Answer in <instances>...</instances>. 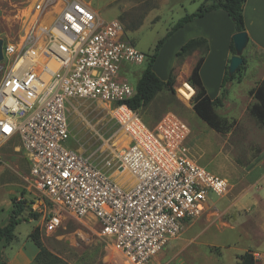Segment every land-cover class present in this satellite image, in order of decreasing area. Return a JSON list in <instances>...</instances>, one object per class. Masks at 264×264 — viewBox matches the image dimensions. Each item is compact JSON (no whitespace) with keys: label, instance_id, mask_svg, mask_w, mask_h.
Returning <instances> with one entry per match:
<instances>
[{"label":"built area","instance_id":"2783aa9c","mask_svg":"<svg viewBox=\"0 0 264 264\" xmlns=\"http://www.w3.org/2000/svg\"><path fill=\"white\" fill-rule=\"evenodd\" d=\"M0 38V161L5 146L24 157L46 232L68 217L93 219L122 264H146L203 213L210 194L229 188L192 156L186 121L166 113L148 125L127 104L136 88L125 67L147 56L119 19H101L83 0H30L17 33ZM187 83L181 97L190 101ZM73 100L104 104L129 138L106 168L62 144L71 138Z\"/></svg>","mask_w":264,"mask_h":264},{"label":"rangeland","instance_id":"374dc122","mask_svg":"<svg viewBox=\"0 0 264 264\" xmlns=\"http://www.w3.org/2000/svg\"><path fill=\"white\" fill-rule=\"evenodd\" d=\"M29 1L0 0V36L17 33L20 15ZM83 1L88 3L101 19H119L126 37L146 54L154 51L157 42L164 38L178 20L171 23V17L177 13L171 3L159 4L154 9L148 4L131 7L132 0ZM155 13L160 17L151 21ZM179 40L180 37H172L162 45L153 66L158 76L164 74L169 66L172 67V89L165 88L158 92L150 103L139 108L138 112L148 125H153L166 113H173L186 121L191 129L190 152L197 162L215 174L230 177L237 186L240 180L244 185L246 169L250 168L254 158L264 148V127L248 112V106L253 99L247 91L258 80H264V52L255 50L246 57L247 64L252 68L251 74L243 79L244 74L239 72V79L230 93V98L225 97L223 105L216 109L220 115L233 121L229 131L219 133L195 114L192 100L182 99L177 91L182 81L187 82L189 70L202 55L201 50H194L196 54L192 51L188 55L174 57V46ZM146 66L147 60L141 64H127L125 76L129 82L135 85ZM68 121L71 138L62 144L71 147L72 140L79 151L91 157L99 166L105 167V162L128 144L129 138L124 130H118L102 103L90 100L71 101L68 105ZM25 174V162L10 147L4 148L0 161V215L7 210V204L14 193H17L16 199L24 197L25 200L22 217L27 220L21 221L15 227L14 243L22 244L26 240L25 251L36 247L39 264H122L115 262L111 252L107 251L105 242L98 236L94 224L86 225L68 217L58 231L46 232L40 218L42 207L38 206L39 200L27 190ZM111 175L119 182H124L127 178L126 174L115 169ZM17 184L20 185L19 188ZM217 197L210 194L209 200H215ZM31 212H37L38 218H28ZM196 222L197 220L186 224L181 233L146 264H238L237 259L230 263L231 258L226 251L220 256L221 247L211 245L213 240H220L217 231L204 233ZM32 227L34 228L31 239L34 242L28 238Z\"/></svg>","mask_w":264,"mask_h":264},{"label":"crops","instance_id":"0c3cea01","mask_svg":"<svg viewBox=\"0 0 264 264\" xmlns=\"http://www.w3.org/2000/svg\"><path fill=\"white\" fill-rule=\"evenodd\" d=\"M203 1L204 0H132L133 3H131V7L139 4H148L156 9L159 4L171 3L172 8L177 9L175 16L171 17V23L173 24L185 14L196 11ZM159 17L160 15L155 13L151 21ZM243 20L245 31L248 35V43L242 52V57L246 59V66L242 69L241 73L244 74L243 79H246L249 77L252 70L247 64L248 61L246 57L255 52V50L264 52V0H245L243 3ZM234 33L235 30L231 18L225 11L219 9L209 11L203 16L192 20L170 36V38L180 37L179 42L174 46L176 47L174 57L181 45L187 40L197 37H202L207 40L208 50L203 55L199 74L207 94L212 99L221 94V81L225 67L228 65L231 55H233L230 51V43ZM193 54H196V51H193ZM171 70L172 67L169 66L167 71L159 77L162 80H166ZM190 70L188 73H190ZM238 74L233 80L227 83V99L230 98V93L235 88V84H237L239 79ZM262 81L264 80H258L253 87ZM249 89L247 91H249ZM6 147L7 146L1 149L2 158L3 150ZM71 147L79 150L73 144L72 140ZM17 155L25 162L28 174L27 162L21 153H17ZM101 167L106 168L104 166ZM246 170L247 172L244 174L246 176L244 177V185H242L240 180L238 181L239 186H237L230 177L228 178L225 176L229 183L227 191L223 195L218 196L215 200H209L206 203L203 213L195 220H197L196 224L198 223L199 225L198 228L204 233L213 230L217 231L220 240H213L214 242L211 245L221 247L220 256L226 251L227 255L231 258L230 263L237 259V255L250 251L252 255L257 258V263L264 264V148L254 158L250 168ZM27 174H25V177ZM235 185L237 186L236 188ZM19 186L20 185L17 184L18 188ZM26 188L29 191L28 185ZM30 193L34 197V194L32 192ZM16 195L17 193L13 194L7 204V210L2 216L0 215L1 226L7 223L9 213L13 208L12 199L15 198ZM19 199H24V197H18L17 200ZM81 223L96 225L93 219L84 220ZM61 227H63V225ZM33 228L34 227H32L28 233V238L30 239V233ZM15 238L16 234L14 229V237L10 242L5 243L0 241V264H37L35 260L37 248L33 247L31 250L28 249L25 251L26 240L22 242V244H16L14 243ZM106 249L109 253L111 252L110 254L113 256L115 262H120L119 256L115 254L114 251L107 247Z\"/></svg>","mask_w":264,"mask_h":264},{"label":"trees","instance_id":"16d2710c","mask_svg":"<svg viewBox=\"0 0 264 264\" xmlns=\"http://www.w3.org/2000/svg\"><path fill=\"white\" fill-rule=\"evenodd\" d=\"M245 0H204L192 13L185 14L179 18L166 33L164 38L160 39L154 51L151 54H146L147 66L142 71L139 79L135 84L136 93L127 101V104L134 110L147 106L153 97L165 88L172 89L174 84V78L172 72H170L166 80H162L153 70V64L156 61L160 47L170 38V36L178 29L191 22L192 20L203 16L205 13L212 10H223L231 18L234 30L236 32L245 31L243 20V3ZM194 50H201L202 55L197 59L190 74L187 78V82L194 88L195 93L192 97V108L195 114L205 122L211 129L219 133H225L230 130L233 125V121H230L225 116L220 115L216 109L223 105V100L226 97L225 85L233 80L236 75L241 72L245 67L246 59L243 57L242 63L239 65L235 73L228 74V65L225 67L224 75L221 81L222 91L219 96L210 98L206 92V89L202 83L199 69L203 61V55L208 50L207 40L202 37L191 38L181 45L176 52L175 57L179 58L190 54ZM230 51L235 53L233 40L231 39ZM172 71V70H171ZM224 87V88H223ZM248 94L252 97L253 102L248 106V112L254 116L264 127V81L258 85L249 89ZM157 122V121H156ZM155 122V123H156ZM154 123V124H155ZM153 124V125H154ZM13 208L9 213L7 223L3 226L0 225V241L5 243L10 242L14 237L15 226L23 221L27 220L23 218V209L25 200L16 198L13 199ZM28 218L37 219L38 213L31 212ZM32 238V232L30 233ZM36 263L39 264L37 256L35 257ZM238 264H259L254 259V256L250 251H246L237 255Z\"/></svg>","mask_w":264,"mask_h":264},{"label":"water","instance_id":"95a60500","mask_svg":"<svg viewBox=\"0 0 264 264\" xmlns=\"http://www.w3.org/2000/svg\"><path fill=\"white\" fill-rule=\"evenodd\" d=\"M235 53L231 55L230 61L228 63V74L231 75L235 73L239 65L243 61L242 52L248 43V35L246 31L236 32L232 36ZM2 39L0 38V59L2 58Z\"/></svg>","mask_w":264,"mask_h":264},{"label":"bare ground","instance_id":"6f19581e","mask_svg":"<svg viewBox=\"0 0 264 264\" xmlns=\"http://www.w3.org/2000/svg\"><path fill=\"white\" fill-rule=\"evenodd\" d=\"M184 82V81H183ZM183 82H181V84L177 87V91L178 93L181 95L183 92H185L184 90V85H183ZM187 86H190L188 83H187ZM118 181V180H117Z\"/></svg>","mask_w":264,"mask_h":264},{"label":"snow or ice","instance_id":"6c2138e0","mask_svg":"<svg viewBox=\"0 0 264 264\" xmlns=\"http://www.w3.org/2000/svg\"><path fill=\"white\" fill-rule=\"evenodd\" d=\"M5 131H10V129H8V128H5Z\"/></svg>","mask_w":264,"mask_h":264}]
</instances>
